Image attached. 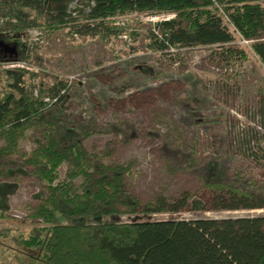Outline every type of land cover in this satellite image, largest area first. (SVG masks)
Here are the masks:
<instances>
[{
  "label": "rangeland",
  "instance_id": "374dc122",
  "mask_svg": "<svg viewBox=\"0 0 264 264\" xmlns=\"http://www.w3.org/2000/svg\"><path fill=\"white\" fill-rule=\"evenodd\" d=\"M156 16L118 15L113 24L124 21L119 24L123 28L118 36L121 41L112 35H76L66 25L50 28L41 40L28 37L22 41L24 51L16 53L27 54L25 60L4 62L0 67H22L33 72L29 80L34 94L41 84L47 87L58 77L74 74L64 98L58 100L63 104V125L79 138L80 129L91 127L81 140L87 152L108 164H127L124 184L143 200L158 194L170 199L184 194L191 201L207 199L205 178L262 186L264 64L250 43L241 45L235 32H231L234 42L244 54L228 60L215 45H178L166 53L157 51L148 36ZM4 21L0 15L3 42ZM39 23L44 26L45 19H39ZM42 133L36 125L25 126L14 150L2 161L11 171L0 176V264H43L30 258V251L19 242L20 236L30 235L41 226L110 220L34 215L46 194V184L34 176L25 158L36 148V140L44 139ZM4 145L1 139L0 146ZM67 168V162L60 164L57 180H67ZM81 180L76 178L74 184L79 185ZM191 204L147 216L219 219L264 215V207L212 209L208 203L206 209L198 211L190 209ZM147 216L123 214L119 219Z\"/></svg>",
  "mask_w": 264,
  "mask_h": 264
},
{
  "label": "trees",
  "instance_id": "16d2710c",
  "mask_svg": "<svg viewBox=\"0 0 264 264\" xmlns=\"http://www.w3.org/2000/svg\"><path fill=\"white\" fill-rule=\"evenodd\" d=\"M69 1L0 0V15L5 18L2 30L6 31L2 39L16 45L19 53L24 51V44L18 33L26 28L44 32L66 25L76 35H112L121 41L118 36L123 28L113 24L111 18L134 12H173L168 20L151 23L148 36L152 48L166 53L178 45H215L228 60L244 51L234 42L233 33L223 21L225 15L237 33L250 41L255 56L264 64L263 0H79L89 9L78 8L77 16L70 15ZM41 18L45 19L44 26L39 23ZM16 54L0 47V64L27 58L23 52ZM32 75L22 67H0V140L5 142L0 146V176L11 171L2 161L14 150L19 132L29 124L36 125L42 128L44 139L36 140L37 146L25 158V164L32 165L34 176L46 184V194L34 215L110 220L41 226L30 235L20 236L19 242L30 251V258L43 264H264V215L219 219L147 216L179 210L191 203L190 209L198 211L206 209L208 203L212 209L264 207V184L251 187L240 180L205 178L207 199L191 201L186 194L170 199L158 194L143 200L124 184L127 164H108L87 152L81 140L91 127L80 129L79 138L63 125L66 120L61 121L63 104L59 101L64 92L59 101L44 102V94L55 95L61 88H69L68 79L58 77L47 87L41 84L34 94L29 80ZM62 162L68 163L65 181L57 180ZM78 177L82 180L76 186ZM123 214L147 217L126 221L119 219Z\"/></svg>",
  "mask_w": 264,
  "mask_h": 264
},
{
  "label": "built area",
  "instance_id": "2783aa9c",
  "mask_svg": "<svg viewBox=\"0 0 264 264\" xmlns=\"http://www.w3.org/2000/svg\"><path fill=\"white\" fill-rule=\"evenodd\" d=\"M89 2H90L91 5H93L92 1H89ZM215 5H216V8L220 10V8H221L220 5L217 4L216 2H215ZM262 5L264 7V0L262 2ZM78 8H83L85 11H87L89 9L88 6H83L82 4H79V0H71V1H69V10L68 11L71 13L70 15L77 16L76 14H77V9ZM221 12H223V11H221ZM129 14L132 15V14H138V13L134 12V13H127V14H122V15H129ZM150 14H157V16L154 18L155 21H157V20L158 21L159 20H166V19L168 20L169 18H171V17H173L175 15L173 12H159V13H150ZM116 18L118 20V16L113 17L111 19H116ZM223 19H224L223 21L228 25V28L231 30V32H235V33L238 32V31L235 30V27L232 26L230 21H228V18L225 15H224ZM116 23L118 25L119 24L121 25V24H124V21L119 20ZM26 31L20 32L19 36L21 38V42L22 41L25 42V40H27L28 37H33L34 40H41V38L44 37V32L41 29H39V28L33 27V28H30V29H27ZM237 34L239 35L238 41L241 43V45L250 43L249 40L243 38L239 33H237ZM233 36H234V33H233ZM74 78H75L74 74L67 75V79H68L67 80V85H69L70 82L72 80H74ZM64 90L65 89L61 88L59 94H55V95L50 94V95L44 96L43 97L44 102H51V103L57 102L60 99L61 94L63 92H65Z\"/></svg>",
  "mask_w": 264,
  "mask_h": 264
},
{
  "label": "water",
  "instance_id": "95a60500",
  "mask_svg": "<svg viewBox=\"0 0 264 264\" xmlns=\"http://www.w3.org/2000/svg\"><path fill=\"white\" fill-rule=\"evenodd\" d=\"M0 47L4 52L9 53V54H15L17 51L16 45L3 42L2 40H0Z\"/></svg>",
  "mask_w": 264,
  "mask_h": 264
}]
</instances>
